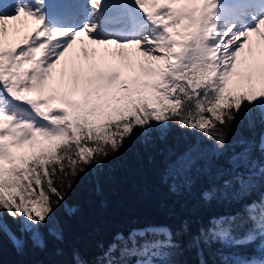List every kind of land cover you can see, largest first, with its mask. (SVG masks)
Listing matches in <instances>:
<instances>
[{
  "label": "snow or ice",
  "instance_id": "6c2138e0",
  "mask_svg": "<svg viewBox=\"0 0 264 264\" xmlns=\"http://www.w3.org/2000/svg\"><path fill=\"white\" fill-rule=\"evenodd\" d=\"M9 9L0 4V234L20 250L25 236L43 243L41 225L61 239L48 221L74 181L134 135L164 139L175 125L210 144L169 155L170 186L214 172L201 198L234 210L194 233L185 222L116 233L93 260L74 250L70 264H176L185 243L201 255L215 246L212 264H264V132L229 140L237 117L252 129L255 111L264 123V0H12ZM253 245L258 255L240 253Z\"/></svg>",
  "mask_w": 264,
  "mask_h": 264
},
{
  "label": "trees",
  "instance_id": "16d2710c",
  "mask_svg": "<svg viewBox=\"0 0 264 264\" xmlns=\"http://www.w3.org/2000/svg\"><path fill=\"white\" fill-rule=\"evenodd\" d=\"M253 116L256 123L252 129L246 120L237 117L231 126L230 141L238 135L259 136L264 123L255 111ZM169 127L166 138L160 139L154 134L147 143L134 135L116 154L74 181L48 221L61 229V239L54 238L47 225H41L43 243H33L25 236V246L20 250L7 235L0 234V264H70L74 250L91 261L100 252L98 245H106L116 233L126 234L145 225L175 229L182 222L190 224V233H194L208 217L233 211V205L201 198L202 192L212 186L214 172L194 171L190 186L179 190L170 186L163 175L169 155L182 152L193 142L209 145L210 141L198 132L175 125ZM215 163L223 165L224 160L221 158ZM4 219L15 232L17 222L6 213ZM188 238L182 237L185 242ZM215 250V246L205 249L201 255L185 243L173 259L176 264H200L202 259L210 264L216 259L212 255ZM239 251L244 256L258 255L255 245Z\"/></svg>",
  "mask_w": 264,
  "mask_h": 264
},
{
  "label": "bare ground",
  "instance_id": "6f19581e",
  "mask_svg": "<svg viewBox=\"0 0 264 264\" xmlns=\"http://www.w3.org/2000/svg\"><path fill=\"white\" fill-rule=\"evenodd\" d=\"M19 26L22 27V28L24 27V25H19ZM10 33H11V30H10Z\"/></svg>",
  "mask_w": 264,
  "mask_h": 264
},
{
  "label": "rangeland",
  "instance_id": "374dc122",
  "mask_svg": "<svg viewBox=\"0 0 264 264\" xmlns=\"http://www.w3.org/2000/svg\"><path fill=\"white\" fill-rule=\"evenodd\" d=\"M158 226H160V225H158ZM164 226V225H163ZM141 228V227H140ZM210 264H212V263H210Z\"/></svg>",
  "mask_w": 264,
  "mask_h": 264
},
{
  "label": "water",
  "instance_id": "95a60500",
  "mask_svg": "<svg viewBox=\"0 0 264 264\" xmlns=\"http://www.w3.org/2000/svg\"><path fill=\"white\" fill-rule=\"evenodd\" d=\"M262 132H264V131H262Z\"/></svg>",
  "mask_w": 264,
  "mask_h": 264
}]
</instances>
